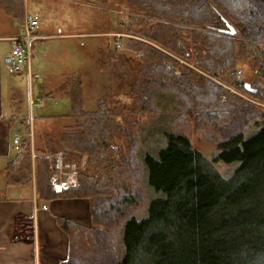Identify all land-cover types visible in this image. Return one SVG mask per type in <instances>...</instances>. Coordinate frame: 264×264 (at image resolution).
Masks as SVG:
<instances>
[{
	"label": "trees",
	"instance_id": "obj_1",
	"mask_svg": "<svg viewBox=\"0 0 264 264\" xmlns=\"http://www.w3.org/2000/svg\"><path fill=\"white\" fill-rule=\"evenodd\" d=\"M3 5L8 16L23 23V0H3ZM128 5L140 12L151 11L158 20L177 18L181 24L198 28L200 31L192 33V49L183 43L182 32L187 31L167 22L151 23L145 36L162 48L196 60L214 76L231 72L232 84L236 83L239 44L258 68L259 80L251 84L257 94L252 96L264 102V46H260L264 42V0H128ZM237 35L255 44L238 43ZM130 48L142 54L141 69L131 86L132 94L136 91L138 97L134 107H124L128 127L123 129L127 139L119 149L120 161L109 163L114 174L124 168L127 184L97 181L82 171L78 188L57 193L50 182L54 172L50 158L58 151L37 149L36 190L40 201L62 197L90 201L91 228L58 219L70 240V256L64 264H264V109L228 95L220 84L193 69L180 67L182 73L176 75L179 63L153 45L141 42ZM168 64L172 68L168 69ZM79 94L77 101L72 97L75 105L71 100V108L87 120L88 130L72 147L80 154L79 159L87 157L89 165L101 151L106 158L110 153L106 150L113 148L106 133L112 127L110 108L99 101L97 112L87 113L81 87ZM221 95L226 96L225 102ZM159 106L172 108L177 121L187 118L198 132L205 131L216 145V160L236 164L231 176H223L181 131L165 134L167 144L158 155L143 153L140 135L149 124L144 117L152 114L150 118L155 120L153 113ZM250 130L253 132L247 137ZM21 148L10 165L8 179L13 184L30 179V137L23 140ZM63 156L66 163L73 162ZM139 163L145 184L153 192L143 216L134 212L142 194L129 184L131 179L135 183L140 179L136 175ZM120 175L115 176L116 181L123 182Z\"/></svg>",
	"mask_w": 264,
	"mask_h": 264
},
{
	"label": "rangeland",
	"instance_id": "obj_2",
	"mask_svg": "<svg viewBox=\"0 0 264 264\" xmlns=\"http://www.w3.org/2000/svg\"><path fill=\"white\" fill-rule=\"evenodd\" d=\"M29 3L31 13L35 14L34 16L39 22L37 28L54 35H46L43 39L51 38L37 40L34 43L31 52L34 76L29 75V82L27 66L22 68L21 75H19L20 73L15 74L10 78L15 86V92L12 91L11 94L14 95V101L19 106L15 108V112L31 118L30 123H26L24 127V139L30 137L31 151H33V140H35V146L40 149L48 148L62 152L69 160L73 161L71 163L78 166V175L83 171V173L86 172L85 175L93 176L97 181L111 183L113 180L119 186L127 184L128 180L123 174L124 168L121 172L118 170L117 174L121 173L120 176H124L125 179L123 182H119L115 178L118 175L112 172L109 163L110 161H120L119 149L124 148L125 139H127V134L123 129L128 127L127 110L124 107H129V109L134 107L138 97L136 91L132 94L131 86L135 83L141 69L139 65L142 54H136L137 51L134 48L129 49V46L136 47L141 42L153 45L154 48H158L179 63L175 71H179L180 74L182 73L180 67L193 69V71L220 84L227 90L228 95L234 94L240 100L264 109V102H260L252 96L253 93L244 89L245 83L253 84L259 80L257 77L258 68L247 56V52L244 50L242 52L239 44H236L238 56L236 83L232 84V80L229 79L231 72L219 73L220 76H214L200 68L196 60H189L175 51L162 48L145 36L149 33L150 26H153L151 23L155 25L167 22L171 27L176 26L187 31L182 32L183 43L190 49L194 48L192 33L200 30L192 25L181 24L177 18L172 21L158 20L151 14V11L140 12L135 9L136 7H130L128 0H108L107 4L91 0H41V2ZM0 5H3V0H0ZM60 32L83 35L80 38H59L62 37ZM96 34L99 36L93 37V35L97 36ZM87 36H91V38ZM236 39L238 43L255 44L254 41L243 36L237 35ZM117 42L120 43V47L117 46ZM260 46H264V42L260 43ZM168 65H171L172 68V64ZM36 76H39V79ZM30 78H33V84ZM4 82H6V86H9L7 81ZM240 86H243V89H240ZM80 87L83 89V101H85L87 113L95 114L99 109V101L104 102L110 108L108 121L111 122L112 127L107 128L106 133L108 142L113 148L106 150V152L110 151L106 156L108 161H105L104 151H101L88 165L87 157L79 159L80 154L72 147L73 142L79 137H83L88 130L86 128L87 120L74 114V109L71 108V100L74 101L72 97L76 98L75 101L81 98ZM226 99L225 95L220 96L222 102H225ZM119 105L121 106L119 107ZM173 108H175L174 105ZM165 109H169L168 106ZM157 111L153 113L156 117L155 120H151L152 114H147L144 117V119H148L146 123L149 124L140 135L144 148L143 153L158 155L159 150L167 144L165 134L170 130L181 131L190 137L194 146L214 163L223 176H231L236 164H226L216 160V145L213 140L207 137L205 131L198 132L193 122L187 118L183 122L177 121L175 119L177 115L172 108L164 110L159 106ZM33 118L35 122H33ZM135 129H138V126ZM252 132V130L247 131L246 136L249 137ZM115 148L118 151L113 152ZM53 156L54 154L50 159ZM139 165L140 168L136 174L140 178L137 179L139 182L135 183V180L131 179L129 184L135 185V188L138 187L137 190L140 195L142 194L134 212L138 216H143L145 203L153 195V192L145 184L143 167L141 163ZM116 234L117 232L114 236H117ZM116 240L114 237V241ZM84 258L86 259V257ZM88 263H92V261H88Z\"/></svg>",
	"mask_w": 264,
	"mask_h": 264
},
{
	"label": "crops",
	"instance_id": "obj_3",
	"mask_svg": "<svg viewBox=\"0 0 264 264\" xmlns=\"http://www.w3.org/2000/svg\"><path fill=\"white\" fill-rule=\"evenodd\" d=\"M29 2L37 3L41 0H23L24 18L26 15H35L30 11ZM23 24L24 21L22 23L21 20L8 16L4 6L0 5V264H64L70 256V240L68 234L60 227L58 219L91 228L90 201L71 197L57 198L49 202L38 199L35 159L38 157L37 149L40 147L35 146V140L33 151L30 152L32 160L30 179L25 183L15 184L10 183L8 179L10 165L22 150L25 124H29L31 120L30 117L15 112V108L19 106L11 94L12 91L15 92V86L13 80H10L15 74L11 73L5 64V58L12 48L9 39L22 33ZM60 34L62 37L59 38H80L83 35L73 32ZM38 35L54 34H48L38 28ZM96 35L93 37L99 36ZM31 64L32 61L27 71L28 82L29 71L31 77L34 76ZM36 78L39 79V76ZM30 80L33 84V78ZM4 81H7L9 86H6Z\"/></svg>",
	"mask_w": 264,
	"mask_h": 264
},
{
	"label": "built area",
	"instance_id": "obj_4",
	"mask_svg": "<svg viewBox=\"0 0 264 264\" xmlns=\"http://www.w3.org/2000/svg\"><path fill=\"white\" fill-rule=\"evenodd\" d=\"M38 26L39 22L36 16L26 15L22 33L9 39L12 42V48L5 58V64L11 73L19 74L24 66L29 67L33 45L37 40L44 37L38 35ZM116 44L120 47L119 42ZM168 68H171V65H168ZM175 74L181 75L179 71H175ZM52 158L54 160V172L50 176V182L53 190L62 192L67 189L78 188V166L75 163H66L62 152H56ZM44 208L46 209V207Z\"/></svg>",
	"mask_w": 264,
	"mask_h": 264
},
{
	"label": "water",
	"instance_id": "obj_5",
	"mask_svg": "<svg viewBox=\"0 0 264 264\" xmlns=\"http://www.w3.org/2000/svg\"><path fill=\"white\" fill-rule=\"evenodd\" d=\"M230 29H232V28H230ZM244 89L250 93L257 94V90L255 88H253L250 83H245Z\"/></svg>",
	"mask_w": 264,
	"mask_h": 264
}]
</instances>
